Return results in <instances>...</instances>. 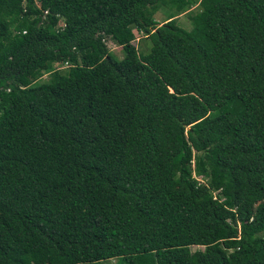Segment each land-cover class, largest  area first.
I'll use <instances>...</instances> for the list:
<instances>
[{
  "label": "trees",
  "instance_id": "1",
  "mask_svg": "<svg viewBox=\"0 0 264 264\" xmlns=\"http://www.w3.org/2000/svg\"><path fill=\"white\" fill-rule=\"evenodd\" d=\"M0 264H264V0H0Z\"/></svg>",
  "mask_w": 264,
  "mask_h": 264
},
{
  "label": "rangeland",
  "instance_id": "2",
  "mask_svg": "<svg viewBox=\"0 0 264 264\" xmlns=\"http://www.w3.org/2000/svg\"><path fill=\"white\" fill-rule=\"evenodd\" d=\"M197 8L192 7V11H196ZM154 18L159 21V23L162 21V13L161 12H157L154 15ZM176 24L183 28V29H189L190 28V23L189 20L187 18L186 14H179L176 18ZM59 25H61V22L59 23ZM106 46L109 49V51H111L116 57H120L121 55V51L120 48L114 44H112L110 41H106ZM131 44L133 45V47L140 53H143L147 50V48L149 47V43L147 38L142 35L141 33H137L134 31V39L131 41ZM65 66L64 65H60L58 63H54V64H43L40 67V71L42 73L41 79H45L47 74L52 71L53 69H59L61 71L65 70ZM43 81V80H40ZM201 247L199 246H190V250L193 251L195 249H200ZM107 262L109 263H113L114 259H109L107 260Z\"/></svg>",
  "mask_w": 264,
  "mask_h": 264
}]
</instances>
